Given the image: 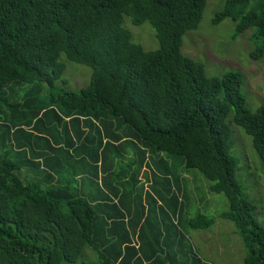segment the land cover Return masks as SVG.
<instances>
[{
    "label": "trees",
    "instance_id": "16d2710c",
    "mask_svg": "<svg viewBox=\"0 0 264 264\" xmlns=\"http://www.w3.org/2000/svg\"><path fill=\"white\" fill-rule=\"evenodd\" d=\"M206 1L0 0V264H74L84 247L96 261L80 264H185L188 256L190 264H200L181 236L160 229L134 195L137 187L141 192L137 175L144 166L149 192L164 205L160 217L168 211L178 218L171 159L197 171L209 193L224 197L226 210L218 217L233 225L242 264H264V228L234 178L226 124L231 114L264 174V107L247 109L238 72L207 77L201 63L180 52L182 36L196 29ZM124 16L132 25L148 23L157 48L143 51L132 43ZM224 19L233 23L234 35L252 30L256 45L249 57L259 59L264 0H223L211 24ZM60 55L90 69L86 86L59 89L51 98L57 113L31 107L33 96L8 105L4 87L39 82L51 88L64 70ZM48 112L61 125L56 135L38 124ZM91 130L101 133L96 143ZM123 144L138 147V171L114 172L117 161L105 160L107 149ZM62 151L80 155L75 162L87 160L92 173L64 178L71 165L60 160ZM118 203H126L125 210ZM213 223L197 214L185 225L204 230Z\"/></svg>",
    "mask_w": 264,
    "mask_h": 264
},
{
    "label": "rangeland",
    "instance_id": "374dc122",
    "mask_svg": "<svg viewBox=\"0 0 264 264\" xmlns=\"http://www.w3.org/2000/svg\"><path fill=\"white\" fill-rule=\"evenodd\" d=\"M222 4L223 0L206 1L196 29L187 31L182 36L180 52L183 56L201 63L207 77H220L228 71L238 72L241 77L240 90L245 99V105L249 111L253 112L259 106L264 107V52L257 60L249 57L256 45L250 39L252 30L234 35L233 23L229 19H224L215 25L211 24V17L221 9ZM121 25L129 32L131 42L139 45L143 51H152L157 48L154 31L148 23L132 25L129 19L124 16ZM58 62L64 66V70L61 78L55 81L51 88L39 82L34 85L4 87V94L6 95L8 90L10 91L9 96L11 94L8 105H19L24 97L33 96L35 101L31 107L35 104H39V107L40 105L50 106L57 113L59 106L55 102H51V98L56 96V92L59 89L77 92L88 84L90 77V69L86 66L66 61L61 55L58 56ZM230 115L226 119V124L230 130V155L237 161L234 178L241 186L243 197L255 205L256 220L264 228V174L251 147L250 138L239 127L230 123ZM54 118V113L48 112L40 118L38 124L41 127H52V133L56 135V131L61 128V125H58ZM121 132H123L122 126L117 134ZM100 134V132L91 130L90 136L93 143L100 139ZM130 147L134 150L128 148V144H123L119 149H107L105 153L107 163L112 160L117 161L113 165L114 172L122 170L128 174L133 170L138 171L139 149ZM135 154H138V158ZM60 155H62L60 160L68 158L66 162L71 165L64 167L67 170L63 169L64 178L72 176L73 173H83L86 177L92 173L87 160L74 161L79 160L80 155L68 156L66 151H62ZM83 158H85L84 155ZM177 161L171 159L168 163L171 171H174L178 178L179 189L176 191V195L180 204L178 211L181 215L178 218L177 216L173 217L167 211V214L160 217L158 212L160 207L164 209V205L153 192H149L150 176L144 166L140 167L137 175L141 192H139V187L134 190V195H137L138 201L141 202L139 208L143 207L144 212L149 210L152 217H155L158 227L167 229L172 238L176 234L177 238L181 236V245L184 249L191 250L193 255L205 264H242L244 253L233 225L218 217L221 212L226 210L224 197L209 193L207 190L209 182L195 170L184 171ZM145 189L148 192H143ZM128 190H130L129 187H127ZM149 196L154 201L150 200ZM111 200L115 203L118 198L114 197ZM133 203L136 204L130 200L131 206ZM118 204L122 210H125L126 203ZM197 214L212 217L214 223L210 228L204 230L188 229L185 223ZM81 261L95 262L96 258L89 248L84 247L74 264H80Z\"/></svg>",
    "mask_w": 264,
    "mask_h": 264
},
{
    "label": "crops",
    "instance_id": "0c3cea01",
    "mask_svg": "<svg viewBox=\"0 0 264 264\" xmlns=\"http://www.w3.org/2000/svg\"><path fill=\"white\" fill-rule=\"evenodd\" d=\"M195 258L198 259V261H199L200 264H205L204 262L200 261V259L198 257H195ZM191 260H192V257H189L188 256L187 258H184L183 263L190 264L191 263Z\"/></svg>",
    "mask_w": 264,
    "mask_h": 264
}]
</instances>
